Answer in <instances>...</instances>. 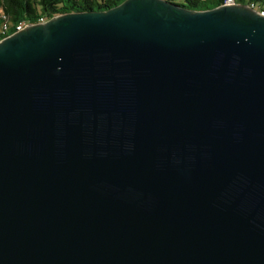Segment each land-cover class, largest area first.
I'll return each instance as SVG.
<instances>
[{"label":"water","instance_id":"1","mask_svg":"<svg viewBox=\"0 0 264 264\" xmlns=\"http://www.w3.org/2000/svg\"><path fill=\"white\" fill-rule=\"evenodd\" d=\"M0 264H264V16L124 0L1 39Z\"/></svg>","mask_w":264,"mask_h":264},{"label":"trees","instance_id":"2","mask_svg":"<svg viewBox=\"0 0 264 264\" xmlns=\"http://www.w3.org/2000/svg\"><path fill=\"white\" fill-rule=\"evenodd\" d=\"M124 0H0V40L13 34L19 22L25 24L38 23L74 12L106 11L119 5ZM179 7L190 10H209L225 4L226 0H165ZM235 4L253 6L264 12V0H234ZM7 24V30H3Z\"/></svg>","mask_w":264,"mask_h":264},{"label":"built area","instance_id":"3","mask_svg":"<svg viewBox=\"0 0 264 264\" xmlns=\"http://www.w3.org/2000/svg\"><path fill=\"white\" fill-rule=\"evenodd\" d=\"M231 4H235L234 0H226L224 5H231ZM250 7L253 8L252 5ZM257 12L260 16H264V12L262 10H257ZM40 22H43L42 18H39L38 23H40ZM25 25H26L25 23L19 22L18 24H16L14 31L18 32V31L22 30ZM7 27H8L7 24H3L2 29L5 31V30H7Z\"/></svg>","mask_w":264,"mask_h":264},{"label":"rangeland","instance_id":"4","mask_svg":"<svg viewBox=\"0 0 264 264\" xmlns=\"http://www.w3.org/2000/svg\"><path fill=\"white\" fill-rule=\"evenodd\" d=\"M231 5H233V4H231ZM256 10V9H255ZM257 11V10H256Z\"/></svg>","mask_w":264,"mask_h":264}]
</instances>
